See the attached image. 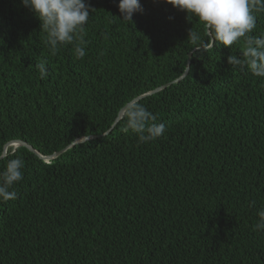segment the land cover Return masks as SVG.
<instances>
[{"label": "trees", "instance_id": "16d2710c", "mask_svg": "<svg viewBox=\"0 0 264 264\" xmlns=\"http://www.w3.org/2000/svg\"><path fill=\"white\" fill-rule=\"evenodd\" d=\"M86 2L77 59L76 43L50 50L21 0H0V171L25 162L18 198L0 203V264H264V77L227 60L244 40L214 44L166 0H140L129 24L118 0ZM262 34L257 13L251 35ZM143 94L135 102L166 125L148 143L123 118L113 126ZM13 140L38 153L4 152Z\"/></svg>", "mask_w": 264, "mask_h": 264}, {"label": "clouds", "instance_id": "9594fccd", "mask_svg": "<svg viewBox=\"0 0 264 264\" xmlns=\"http://www.w3.org/2000/svg\"><path fill=\"white\" fill-rule=\"evenodd\" d=\"M173 7L194 15L209 29L213 42L224 46H233L244 40L241 55H229L228 63L245 67L255 77H264V34L253 36L257 26V13H264V0H166ZM41 21V29L46 33V43L55 52L58 46L76 43L75 55L83 59L86 55V24L89 21L90 4L86 0H21ZM120 18L132 23L134 13L142 12L140 0H118ZM188 38L193 44L200 41L199 34L192 28ZM203 41L197 46L193 55L207 51ZM36 69L41 79L49 74L48 61L40 60ZM125 120L124 131L131 130L138 136V142L148 143L164 135L166 125L157 123V115L143 104L129 101L122 108ZM2 158V157H0ZM24 160L17 156L7 160L0 171V203L17 199L13 186L23 180ZM256 231L264 232V209L258 212Z\"/></svg>", "mask_w": 264, "mask_h": 264}, {"label": "water", "instance_id": "95a60500", "mask_svg": "<svg viewBox=\"0 0 264 264\" xmlns=\"http://www.w3.org/2000/svg\"><path fill=\"white\" fill-rule=\"evenodd\" d=\"M189 64H190V62H189ZM188 70H189V65L187 66V68H186L184 74H183L181 77H179L178 79H176L175 81H178V80H180L183 76H185V75L187 74ZM175 81H174V82H175ZM172 83H173V82H172ZM169 84H171V82L168 83V84H165V85H163V86H160V87H158L157 89H155V90H153V91H151V92H149V93H153V92L159 91L160 89L166 87V86L169 85ZM146 94H147V93H146ZM146 94L140 95V96L134 98L132 101L135 102V101L139 100L140 98H142L143 96H145ZM121 113H122V108H121V110L119 111V114H118V116H117V118H116V121L114 122L113 126H114V125H115V124H116V123L122 118ZM92 137H96V136H90V138H92ZM83 140H84V139H77V140H75V141H76V142H81V141H83ZM10 142H17L18 145L26 146V147L29 148L31 151H33V152H35V153H38L37 150H36V149H35L30 143H28V142H26V141H24V140H13V141H10ZM10 142H8V143L5 145V147H6ZM63 150H64V149H62V150H60V151H58V152H55V153H53V154H51V155H47V156L40 155V156L43 157V158L49 159V158H52V157L58 156L61 152H63Z\"/></svg>", "mask_w": 264, "mask_h": 264}, {"label": "rangeland", "instance_id": "374dc122", "mask_svg": "<svg viewBox=\"0 0 264 264\" xmlns=\"http://www.w3.org/2000/svg\"><path fill=\"white\" fill-rule=\"evenodd\" d=\"M119 114V113H118ZM89 138V137H88ZM80 139H87V138H80ZM83 140V141H84ZM17 146H20V145H18V143L17 142H10L5 148H4V152H7V150H8V148H10V147H12V148H14V147H17ZM55 157H57V156H55ZM55 157H52V158H49V159H46V158H43L44 160H46V161H49L50 159H53V158H55Z\"/></svg>", "mask_w": 264, "mask_h": 264}, {"label": "bare ground", "instance_id": "6f19581e", "mask_svg": "<svg viewBox=\"0 0 264 264\" xmlns=\"http://www.w3.org/2000/svg\"><path fill=\"white\" fill-rule=\"evenodd\" d=\"M148 93V92H147Z\"/></svg>", "mask_w": 264, "mask_h": 264}]
</instances>
